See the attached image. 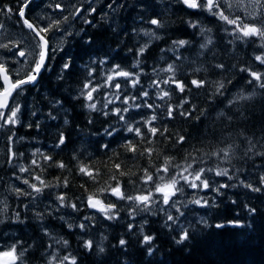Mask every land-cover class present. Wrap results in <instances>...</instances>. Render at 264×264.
Returning <instances> with one entry per match:
<instances>
[{
    "label": "trees",
    "instance_id": "16d2710c",
    "mask_svg": "<svg viewBox=\"0 0 264 264\" xmlns=\"http://www.w3.org/2000/svg\"><path fill=\"white\" fill-rule=\"evenodd\" d=\"M25 2L0 0V45L8 46L0 47V64L7 62L5 53L10 55L16 65L3 66L15 80L26 76L39 52L37 38L19 15ZM216 3L212 12L181 0L29 3L25 19L30 23H60L59 30L53 26L41 33L48 56L36 84L16 90L4 112L10 115L18 106L17 122L0 120V251L15 244L17 253L23 252L17 264H60L64 256L74 257L75 264H264V79L250 75L264 78V63L257 60H264V37L238 31L243 23L264 30V0ZM213 12H223L237 25ZM179 40L187 43L174 44ZM18 50L25 53L21 60ZM169 65L173 71H163ZM193 80L203 84L198 87ZM130 127L141 134L129 132ZM150 128L157 129L155 135ZM180 137L183 142L177 143ZM189 164V172L205 170L208 189H192L177 175ZM164 167L167 172L157 170ZM221 169L228 175H216ZM146 172L152 177L148 182ZM174 176L182 190L165 205L156 187ZM117 182L125 196L150 195L149 207L114 197L111 188ZM90 195L114 205L108 214L114 218L90 210ZM59 196L65 198L63 207ZM200 198L208 206L189 203ZM184 230L189 238L177 244ZM145 235L153 237L150 244L143 242ZM85 241L92 242L91 250Z\"/></svg>",
    "mask_w": 264,
    "mask_h": 264
},
{
    "label": "snow or ice",
    "instance_id": "6c2138e0",
    "mask_svg": "<svg viewBox=\"0 0 264 264\" xmlns=\"http://www.w3.org/2000/svg\"><path fill=\"white\" fill-rule=\"evenodd\" d=\"M31 0H26L24 7L27 6L28 3H30ZM181 2L183 4H185L187 7L189 8H197V7H206L210 12L213 11V9H216L219 7V5L216 3V0H206V3H201L198 2V0H181ZM255 3H260V0H254ZM24 7H21L19 10V15L21 17V19H23L24 25L31 30L32 32L35 33V35L37 37H39V41H38V47L40 49L39 51V59L35 61L34 63V67L31 68V70L26 74V76L24 78L21 79H17L14 82L10 80L9 76H8V70L2 65L0 64V76L3 77V81H4V85L5 87L3 88L2 91H0V109H5L8 107V97L11 96L12 92L15 90H21L22 91V86L28 83H33L36 81L37 76L39 75V73L41 72V69L45 67V57L47 54V49H48V41L45 39V36L41 35V33H48L53 26H57V30L58 29V25L60 23V21H55L53 25H49L47 27H38L35 26L34 24L30 23L27 19H24ZM109 7H111V5H109ZM56 8H60V5L57 4ZM9 12H11V9H8ZM92 11H95V9H93ZM77 12H79V9H77ZM214 15H218L220 19L225 20L228 24L231 25H237V21L236 20H232L229 19L227 16L224 15L223 12H213ZM68 17H64V20H67ZM152 25L160 27L162 26L161 21L158 19H151L149 21ZM194 26V25H193ZM238 31H240L242 33L243 36L247 37L250 35H260L261 37H264V30L257 28L254 25H249L247 23H243L242 25L238 26ZM145 35H152V33H145ZM187 42L184 40H179V41H174V44L179 45L180 47L184 46ZM0 47L3 48H7V45H0ZM203 47V46H202ZM144 49H140V52L142 53ZM19 55L21 57H23L25 55V53L23 51L19 52ZM257 60H261L262 63H264V60L261 59V57H257ZM65 68H68L69 65L65 64L64 65ZM217 67H223V65H217ZM119 66H116V69H118ZM116 69H114V71H116ZM163 71H168L171 72L173 71V66L169 65L168 68L163 69ZM117 75L119 76H124V77H129L131 74L128 72H124V71H117L116 72ZM250 75H252L253 79L257 80V81H262V78L259 74L252 72L250 73ZM109 80L112 79L111 76H109L108 78ZM169 80H171V77H169L168 80H164L163 83L167 84L169 83ZM135 83V82H134ZM193 85L196 86H201L203 84L202 81L198 82L196 80L192 81ZM85 89H87L89 87L88 84L84 85ZM116 88H119L120 85L116 84L115 85ZM157 87H159V85H157ZM176 87L180 88L181 91H183V87L180 83H176ZM224 87V85L221 83L218 85L217 87V91L219 92L220 89H222ZM260 87H264V82H262L260 84ZM92 91H95V89H91V91L88 92L87 94V98L89 100L92 99ZM144 95H147V93H144ZM169 95L168 92H163V96H167ZM241 99H246V97H241ZM90 107H92L93 109L95 108L94 104H90ZM19 111V108L17 106V108L11 110L10 115H5V113L3 111H0V120H4L5 123H12L15 124L17 122V112ZM118 112L120 111L119 109L117 110ZM124 111H127V109H125ZM172 109L169 108V115H171ZM54 118V117H53ZM121 119H123V117L121 116ZM153 119H155L153 117ZM65 123H67V121H65ZM150 123V122H149ZM129 132L135 131L137 135H140V130L137 129H133V128H128ZM150 132H152L153 135L156 134L157 129L156 128H150L149 129ZM183 137H180L179 140L177 141V143L183 142ZM59 143L63 144L64 143V136L63 134L60 135L59 138ZM129 149L131 151H135V148L132 147L131 145H129ZM229 155L228 150H224V157L227 158ZM45 159H50L49 157H45ZM35 163V161H34ZM167 164V161L165 162ZM59 167H64L63 164H60ZM192 167L191 164H189L186 168L183 169V171L178 172L177 175L184 180L185 183L188 184V186L192 189H197V188H201V190L203 189H208L209 188V182L206 179H203V173H204V169H199L197 171L194 172H189V169ZM116 168L119 169V165H116ZM158 171H163V172H167L168 169L167 167L164 168H160L157 169ZM21 171H25V169L21 168ZM80 171L86 175H88L89 177L93 176V173L90 170H86L84 167L80 168ZM185 172H188V175H184ZM124 173H121V175H123ZM216 175L221 176V175H228V172L226 169H221L218 170L216 172ZM189 176L192 177V179H189ZM152 179L151 176H149L147 174V172L145 173V182H148ZM229 179H231V177H229ZM260 181H261V185L264 186V176L260 177ZM25 184H28L27 180L23 181ZM41 184H43L44 182L41 181ZM179 183V181L176 179V177L174 176L171 181L169 183L166 184H162V185H157L156 187V191L158 193H160L163 196V203L165 205L169 204V201L171 199L172 196L176 195V192L181 191L182 189L177 187V184ZM202 186V187H201ZM245 187L249 188L251 191H255V192H259L261 191V187H255L252 184H245ZM29 187L32 188V190L34 192L39 193L41 191V188L37 187L35 184H30ZM220 187H228V185H224L221 184ZM215 191H218V189H214ZM18 194H24L23 192H21V190L17 189L16 190ZM103 191V189L101 190ZM111 193L112 195L117 196L119 199H127L129 201H133L134 203H137L138 205H143L144 208H148L150 201H151V196L150 195H137L135 197L133 196H125L121 190H120V186H119V182H117L115 187L111 188ZM58 199L60 200V206L63 207L64 206V196H59ZM88 202L89 205L91 207H96L97 205L100 206V210L105 212L106 214V218H114L111 215H108L109 213L112 212V209L115 207L114 205H107L105 206L100 200L98 199H94L93 195H90L88 197ZM189 203H194L196 205H199L201 207H205L208 206V201L204 200L203 198L200 199H193L191 201H189ZM175 205V202H173V206ZM73 208H75V205H72ZM177 211H179V209H177ZM250 212H253L254 209H249ZM39 215V214H38ZM16 219H19V214H16ZM168 220L169 221H173L174 217L172 215L168 216ZM201 223H206V221H201ZM229 224L233 227H240L241 225L239 224V222L237 221H230ZM226 225L223 224H217L216 227L217 228H222L225 227ZM81 229H83L85 227V225L81 224L80 225ZM131 228V226H130ZM189 238V233L187 230L182 231V233L180 234L179 238L176 240L177 244H180L184 241H186ZM153 240V237L151 236H147L145 235L143 237V242L145 244H150L151 241ZM60 241H57V243H59ZM63 243L66 245L67 241H63ZM126 241L124 239H121L119 241V244L121 246L125 245ZM84 246L86 248H88L89 250H91V248L93 247L92 242L91 241H85ZM51 247V245H50ZM100 252H103L104 249L103 247H101L99 249ZM153 249L150 247L148 249V254L151 255L152 254ZM23 255V252L21 253H17L16 251V245L13 244L11 246V248L7 251H0V259H3L4 264H17V261L19 260L20 256ZM53 259H55V256L53 255ZM67 261L68 264H75V258L74 257H70V256H64L62 258V260L60 261V264H64V262ZM49 264H52V261L49 260Z\"/></svg>",
    "mask_w": 264,
    "mask_h": 264
},
{
    "label": "water",
    "instance_id": "95a60500",
    "mask_svg": "<svg viewBox=\"0 0 264 264\" xmlns=\"http://www.w3.org/2000/svg\"><path fill=\"white\" fill-rule=\"evenodd\" d=\"M27 6H28V4H27ZM23 20V19H22ZM26 27V26H25ZM26 29L27 30H29L27 27H26ZM29 31H31V30H29ZM32 32V31H31ZM34 33V32H33ZM34 35H35V33H34ZM36 36V35H35ZM37 37V36H36ZM37 39H38V41H39V37H37ZM47 55H48V49H47V54H46V57H45V64L47 63ZM42 72H43V68L41 69V72L39 73V75L37 76V79H38V77L42 74ZM9 76V75H8ZM9 78H10V76H9ZM37 79H36V81L35 82H33V83H30L31 85H34L36 82H37ZM10 80L11 81H13L11 78H10ZM0 81H1V83H2V86H3V88L5 87V85H4V81H3V77L2 76H0ZM14 82V81H13ZM15 91H13L12 92V94H11V96L10 97H8V107H9V104H10V101H11V98H12V95H13V93H14ZM7 107V108H8ZM7 108H5V109H7ZM117 197V196H116ZM89 204V203H88ZM89 207L91 208V209H94V210H96V211H101L100 210V206L99 205H97L96 207H91L90 205H89Z\"/></svg>",
    "mask_w": 264,
    "mask_h": 264
},
{
    "label": "bare ground",
    "instance_id": "6f19581e",
    "mask_svg": "<svg viewBox=\"0 0 264 264\" xmlns=\"http://www.w3.org/2000/svg\"><path fill=\"white\" fill-rule=\"evenodd\" d=\"M205 3H206V0H203ZM218 0H216V2H217ZM23 4V3H22ZM150 42V41H149ZM19 46V45H18ZM11 48V47H10ZM15 48V47H14ZM13 49V48H12ZM16 49V48H15ZM13 51V50H12ZM18 51H20V50H18ZM6 54V53H5ZM3 56V55H2ZM7 57V56H6ZM5 57V58H6ZM15 58V57H14ZM1 59H3V58H1ZM160 62V61H159ZM158 63V62H157ZM67 64V63H66ZM53 87V86H52ZM57 116V115H56ZM57 134V133H56ZM136 145V144H135ZM126 149V148H125ZM136 149V148H135ZM91 166V165H90ZM99 166V165H98ZM62 174V173H61ZM126 175V174H125ZM102 182V181H101ZM96 188V187H95ZM93 190V189H92ZM95 190V189H94ZM87 191V190H86ZM114 197H116L115 195H114ZM94 199H96V198H94ZM99 200V199H98ZM89 203V202H88ZM114 204V203H113ZM88 207H89V204H88ZM89 209L90 210H93V211H96V210H94V209H91L90 207H89ZM98 212H102V211H98Z\"/></svg>",
    "mask_w": 264,
    "mask_h": 264
},
{
    "label": "flooded vegetation",
    "instance_id": "af4514ba",
    "mask_svg": "<svg viewBox=\"0 0 264 264\" xmlns=\"http://www.w3.org/2000/svg\"><path fill=\"white\" fill-rule=\"evenodd\" d=\"M17 56H19L20 58H22V57H21L20 55H18V54H17ZM5 57H6V55H5ZM8 57H10V55H7L6 58L8 59ZM11 65H15V64L11 63ZM0 89H1V88H0Z\"/></svg>",
    "mask_w": 264,
    "mask_h": 264
},
{
    "label": "rangeland",
    "instance_id": "374dc122",
    "mask_svg": "<svg viewBox=\"0 0 264 264\" xmlns=\"http://www.w3.org/2000/svg\"><path fill=\"white\" fill-rule=\"evenodd\" d=\"M0 264H4V261H3V259L1 260V263Z\"/></svg>",
    "mask_w": 264,
    "mask_h": 264
}]
</instances>
